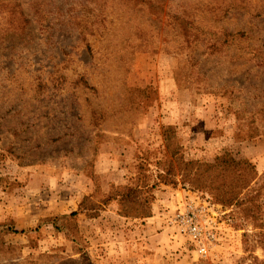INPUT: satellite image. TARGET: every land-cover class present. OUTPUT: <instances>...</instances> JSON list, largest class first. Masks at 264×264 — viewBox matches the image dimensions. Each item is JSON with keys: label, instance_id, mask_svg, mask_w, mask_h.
Instances as JSON below:
<instances>
[{"label": "rangeland", "instance_id": "374dc122", "mask_svg": "<svg viewBox=\"0 0 264 264\" xmlns=\"http://www.w3.org/2000/svg\"><path fill=\"white\" fill-rule=\"evenodd\" d=\"M103 3L84 0L81 9L78 0H0V221L18 230L32 227L42 217L76 209L96 186L106 191L124 183L135 163L156 169L163 156L161 125L172 124L183 163L215 161L228 150L255 164L260 188L247 212L244 193L224 205L186 183H162L156 193L181 187L216 205L221 241L207 257L186 240L185 260L176 248L156 260L264 264L258 243H264V14L237 21L250 25L229 52L160 48L118 57L121 40L109 37L87 52L86 38L103 24L95 21ZM78 9L84 20L74 18ZM127 26L116 25L123 32ZM119 216L115 203L98 217L80 216L88 244L78 253L50 223L18 233L0 264H128L106 259L107 244L117 245L123 228L134 224ZM147 256L130 264L154 262Z\"/></svg>", "mask_w": 264, "mask_h": 264}, {"label": "trees", "instance_id": "16d2710c", "mask_svg": "<svg viewBox=\"0 0 264 264\" xmlns=\"http://www.w3.org/2000/svg\"><path fill=\"white\" fill-rule=\"evenodd\" d=\"M78 1L80 8H85L84 0ZM102 6L103 13H96L95 21H103V24L93 27L92 40L86 38L87 52L98 51V47H94L96 43L109 37L121 40L123 49L118 57L127 52L160 48L167 53L196 48L202 53L229 52V47L240 44L250 25L249 20L245 24L237 21L264 14V0H104ZM69 8L77 9L75 5ZM81 9L77 15L75 12L74 18L82 19ZM127 23V29L131 27L129 32L116 27ZM173 128L172 124L161 125L163 156L156 160V169H150L142 161L135 163L134 171L124 183L113 182L106 191L96 186L83 195L76 209L42 217L35 226L18 230L13 224L0 221V254L7 250L18 233L39 232L46 223L56 232L66 234L74 251L81 252L88 242L79 225L80 216L98 217L109 204L115 203L117 214L121 216L148 217L162 183H186L193 190L207 191L213 202L224 205H232L244 193L249 197L245 202L247 212L255 206L256 195L252 192H258L260 187L255 185L258 174L250 159L226 150L215 161L188 166L182 162L183 147L174 136ZM258 243L264 246L263 241ZM250 257L257 260L252 254ZM260 261L264 263V259Z\"/></svg>", "mask_w": 264, "mask_h": 264}, {"label": "crops", "instance_id": "0c3cea01", "mask_svg": "<svg viewBox=\"0 0 264 264\" xmlns=\"http://www.w3.org/2000/svg\"><path fill=\"white\" fill-rule=\"evenodd\" d=\"M190 191L181 187L163 186L156 193L155 201L152 204V215L140 218V220L120 215L119 217L125 220L127 224H134L129 230H126L125 227L123 228L124 231H121L117 238V245L107 244L108 255L106 259L116 256L119 258L118 260H123L122 262L130 264L132 259H137L141 254L148 255L147 258L154 260L150 264H164L166 261L163 258L162 262L157 261L156 258L160 259L159 255L162 257L165 254L166 257H169L176 248L180 250L181 254L175 255L179 256L181 261L185 260V257L188 256L184 251L187 248V244H185L186 240L180 234L174 233L166 224L164 219L166 215L163 208L171 206L169 211L177 210L180 206L179 204L182 202L181 197L186 194H191ZM174 200L179 203L178 205L175 203L172 207ZM113 259L115 260V258Z\"/></svg>", "mask_w": 264, "mask_h": 264}, {"label": "built area", "instance_id": "2783aa9c", "mask_svg": "<svg viewBox=\"0 0 264 264\" xmlns=\"http://www.w3.org/2000/svg\"><path fill=\"white\" fill-rule=\"evenodd\" d=\"M190 193L181 197L182 202L177 210L170 212L165 208L164 219L174 233L192 242L200 257H207L210 250L221 241V222L212 209L216 205L205 197Z\"/></svg>", "mask_w": 264, "mask_h": 264}]
</instances>
